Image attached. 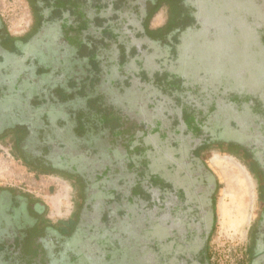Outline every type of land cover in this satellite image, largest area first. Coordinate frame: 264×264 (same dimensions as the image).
Segmentation results:
<instances>
[{
	"label": "rangeland",
	"instance_id": "374dc122",
	"mask_svg": "<svg viewBox=\"0 0 264 264\" xmlns=\"http://www.w3.org/2000/svg\"><path fill=\"white\" fill-rule=\"evenodd\" d=\"M65 1L69 2L68 8H72V12L59 9V0L50 1L57 8L55 15L63 13L64 20L53 18L54 12L50 13V10L54 7L50 6L45 15H50L55 24L36 32L34 37L27 40L29 43L26 41L30 47L19 49L20 53L14 56L15 59L8 56L11 52L0 60V73L8 75L7 80L0 82V95H9L8 99L0 100L1 113L23 109L30 111L29 107L32 106L35 113L33 119L39 121L43 110L48 109L53 114L49 105H56V108L69 113L73 111L77 117V124L74 122L73 127L87 133L85 140H93L102 133L106 134L102 139L118 140L121 145L128 140L143 141L145 149H148L146 161L149 168L164 175L175 168H171L175 161L180 169L196 167L193 164L186 167L184 162L192 151L200 147L194 133L199 132L197 128L204 121L206 130L202 132V137L226 133L236 125L234 133L239 134L238 140H242L245 146L255 147L259 151L258 156L264 157V0H177L182 6L180 15L184 18L175 22V26L181 35L186 36L178 54L175 56L173 53L170 59L164 57L158 48L147 45L143 31L136 30L138 16L142 12H150L152 3L146 4V0ZM81 5L84 11H94L98 16L93 13L83 17L81 14L84 12L78 9ZM168 17V8L164 6L155 14L150 27H163ZM0 18L12 38L20 42L26 40L25 36L35 24L26 0H0ZM69 22L70 32L87 41L86 48L82 51L79 49L77 55L72 53L59 31ZM179 33L168 37L167 41L174 40L170 50L179 43L176 38ZM126 39H136L133 41L137 47L135 55L124 42ZM0 54L3 55L1 51ZM122 59L123 70L118 65ZM48 64L58 70L57 78L54 77L56 80L50 76L53 71L47 69ZM169 72L180 76L182 86L179 81L169 77ZM18 76L32 80L34 84L24 86L17 80L21 84L18 86ZM53 81L60 82L64 87L54 86ZM180 87L181 92L173 91ZM52 94L55 98L50 99ZM234 98L238 104H235ZM25 111L24 114H28ZM12 113V120L9 114L1 115L0 119L12 126L16 124ZM193 123L197 128L191 127ZM187 126L194 129L193 134L186 133ZM112 131L117 134H111ZM144 131L148 135H143ZM5 140V145L0 143V187L23 193L44 206L47 220L52 223L68 220L75 212L78 201V192L73 184L59 175H42L27 170L13 156L10 137ZM176 142L179 144L177 147L174 145ZM150 145L154 147L150 148ZM119 150L122 154L126 152L122 146ZM84 152L81 151L86 157ZM121 153L110 154L109 160L100 156L94 158L97 163L92 162L93 157L78 161L86 165V169L110 164L115 170L104 187L105 192L110 194L113 188H118L125 198L120 210L118 204L108 197L109 194H103L105 198L102 196L93 201L90 198L93 209H86L85 217L89 222L92 217L102 219L104 215L108 219L105 212L110 214L109 210L112 209L114 215L108 221L111 224L117 220L120 222L117 223L120 228L118 238L124 255L108 257V264H156L149 230L156 217L155 210L151 209L156 195L160 194L148 186L159 183L160 178L148 176L149 171L144 170L145 164L141 166L143 161L140 154L137 157L139 168L131 170L137 174V182L133 183L134 176L128 174L130 171ZM178 153L180 156L176 155ZM200 158L215 176L217 185L216 223L209 243L211 263L238 264L244 258L248 259L245 254L251 244V230L262 212L260 186L264 176L256 175L250 166L252 155L246 156L242 152L235 154L227 147L221 149L211 145L200 152ZM170 176L173 177L172 174ZM95 191L91 189L89 193ZM133 192L142 200L135 206L128 204ZM109 202L112 203L107 205ZM158 214V222L163 223L165 212ZM104 225L101 221L97 222L96 228ZM87 232L90 230L87 229ZM95 234V238L92 241L87 238L82 247L84 252H89L91 261L84 257L79 264H102L97 262L101 261L99 254L105 255L108 236L99 230ZM112 234L116 238L117 231ZM115 238L111 240L113 247L116 246ZM31 258L32 264H46L49 261L44 254ZM253 259L252 264H264L261 257L255 256Z\"/></svg>",
	"mask_w": 264,
	"mask_h": 264
},
{
	"label": "flooded vegetation",
	"instance_id": "af4514ba",
	"mask_svg": "<svg viewBox=\"0 0 264 264\" xmlns=\"http://www.w3.org/2000/svg\"><path fill=\"white\" fill-rule=\"evenodd\" d=\"M34 30L35 24L33 30L25 36V41H14L13 39L15 38H12L3 24V27L0 28V36L10 37L11 40L17 44V49L15 54L8 55L10 53H7L9 52L7 48L3 45L0 46V51L3 53V55L0 54V60L7 57V55L13 58L20 53L19 49L23 50L28 46L30 47L28 41L30 38L34 37ZM149 45H152L154 49L158 48L154 43ZM181 45L182 43L177 44L174 52H171L170 58L173 57V53L175 56L178 54V49ZM234 102L235 104L239 103L235 98ZM8 113L3 114L0 111V116L8 115ZM7 126L8 123H5L1 118L0 137L2 138L0 139V143L3 145L7 143V140H3V134H5V131L8 129ZM201 126L202 129L198 132L197 138L195 139L197 140L198 146H200L197 147V158H194L192 151V154L186 159L190 162H186V160L184 162L186 167H188V164L191 166L192 164L195 165L196 167L194 169L192 167L190 170L186 168L180 169L177 161L171 166V168H175L172 169L170 174L166 175L160 172H154L153 169L148 168L149 174L159 176L160 178L159 183L148 186L151 187V189L154 188L155 192H159L160 194L159 196L156 195L154 207L151 209L155 210L156 217L153 226H151L149 230V237L150 240L152 239L154 248L151 250L152 253L156 255V264H212V259L209 257L211 255L209 243L215 230L216 223L215 199L217 185L215 176L206 167L203 159L200 158V152L202 150L210 148L211 145H215L217 148L221 149L227 147L236 154L242 152L243 155L246 156L252 155L253 159H251L252 157L250 158V166L253 168L256 175L260 174L262 177L264 176V157L260 158L258 156L259 151L256 150L255 147L252 148L249 145L245 146L242 144V140H238V138H240L239 134L234 133V130H237L235 129L236 125L233 130L223 133L224 135L222 133L218 135L213 134L215 136L210 138L202 137V132L206 130L205 121ZM186 133L189 135L192 134L187 131ZM111 141L112 140H107L106 143L107 147L111 148L110 152L109 150L102 151L101 148L87 149L85 145L81 144L69 146L67 152L72 154L75 152L78 154L83 150L87 155L91 153L93 160H96L94 158L98 159L99 156L109 160L108 157L110 154L112 156L115 154L119 155L121 153V150H119L120 146L124 148V143L121 145L118 140H114V142ZM174 145L175 147L179 146L177 142L174 143ZM153 147V145H150V148ZM11 151H14L13 143H11ZM81 154L83 158H85V154ZM176 155L180 156L179 153ZM23 157H26V155L22 154V158ZM254 157H256V159H254ZM83 158H81V160ZM17 160H20L26 166L27 170L30 171L24 159ZM79 160L80 159H76L72 161L70 165L76 166L78 176H83L85 175L84 173H87L88 168L86 169V165L83 163H78ZM97 162L98 161H95V163ZM101 165L102 166L99 165L100 168H97L100 171L105 170V166L110 168L108 175L111 180L110 174L114 175L115 169L113 170L110 164ZM136 167H138L137 164ZM162 170H164V168ZM163 172H165V170ZM171 174L173 177L170 176ZM57 175L66 178V176L69 175L68 169L59 168ZM68 180L78 192V201L75 212L68 220L64 221V225L52 223L47 220L46 208L38 202L32 201L27 195L11 190L10 188L0 187V264H26L32 256H43V254L45 256L53 255L58 258L57 260L51 259L50 264L51 261L52 264H79L84 257H87L91 261L88 256L89 252H84L82 247L88 241L87 238L89 241L95 238L93 235H96V230L106 234L108 236L107 242L109 243L108 245V243L105 242L107 244L105 246L106 250L104 251L105 255L99 254L101 256L99 260L101 261L97 263L102 262V264H108V257L113 258L115 256L121 257V255H124L122 253L124 252L123 249L120 248V239L118 238L120 228L117 223L120 224V222L117 220L111 224L110 221H108L110 217L114 215L112 209L109 210L110 214L105 212V214H108V219H105L104 215L102 219L92 217L90 220L91 222H89L85 217L86 209H93V206L89 203L90 198L92 201L95 200L94 196L90 197V190H96L92 193L93 195L96 194V192H104L106 191L104 187L110 180L101 184L100 188L91 185L88 187L87 191L85 185L81 182L76 184L74 180ZM260 187L262 212L258 218L259 220L251 230V244L247 249V256L253 261L255 256L264 259V182L261 183ZM144 191L147 192L148 190ZM143 193L145 194V192ZM117 194H120L121 198H115ZM108 197L113 200L112 202L118 204V209L120 210V206L122 207L121 203L124 202L123 200L125 199L121 191L118 188H113ZM130 197L131 196H129V198ZM103 198H105V196ZM129 198V205L134 204L135 206L142 201L137 195L134 196L132 201L129 200ZM168 198L171 200L168 201ZM112 202L107 203V205ZM162 211L165 212V219L163 223H159L158 213ZM120 214H122V212H120ZM100 221L105 225L101 228H96L97 222ZM87 229L90 230L89 233ZM114 231H117L116 238L115 235L112 234ZM113 237L115 238L117 248L116 246L113 247L111 244ZM108 247H111V249L108 250ZM103 257H105V259ZM92 263L95 264L94 262Z\"/></svg>",
	"mask_w": 264,
	"mask_h": 264
},
{
	"label": "trees",
	"instance_id": "16d2710c",
	"mask_svg": "<svg viewBox=\"0 0 264 264\" xmlns=\"http://www.w3.org/2000/svg\"><path fill=\"white\" fill-rule=\"evenodd\" d=\"M26 1L29 3V6L31 7V10H32L33 15H34V19H35V30L34 31H35V33L39 32V30H41L42 28H46V26L55 24L52 22V19L49 17L50 15L49 16L45 15V13L49 10L50 6L53 5V7L55 8V6H54L55 4L51 5V2H50V1L53 2L54 0H26ZM59 1H60L59 2L60 7H61L59 9H62V10L68 9L69 12H70V10H71V12L73 11L72 8H68L69 7L68 5H70L68 1H65V0H59ZM151 3H152V7H153L151 9V11L148 13L146 11H145V13L142 12L138 16V27L136 30H140V31L142 30L144 33V36L147 40L146 41L147 45L152 44V43L156 44L158 46V50L161 51L162 55H164V57H166L168 59L171 57L170 56L171 52H174V50L176 49L177 43L174 44L173 50H170V49H172V48H169L170 44L174 43V40L167 41V39L170 35H174L176 33H179V30L175 26L176 25L175 22H178L179 20H182L184 18V16L182 17V15H180V9H182V6L180 5V3H178L177 0H146V4L150 5ZM164 6H166L168 8V12H169V17L167 19L166 24L163 27H160L158 29H152L150 27L151 20L153 19L155 14ZM54 8L52 11L50 10V13L54 12L52 17L53 18L55 17V19L58 18V19L62 20L64 17L63 13H62V15H60L61 14L60 13L58 16H56L55 12H56L57 8H55V11H54ZM78 9H80L81 11L84 12L83 14H81L83 17H85V16L87 17L89 14H93V13L96 14V16H98L97 15L98 13H96L94 11H90V12L84 11V9L82 8V5L79 6ZM60 12H61V10H60ZM66 22H68V21H66ZM68 26L71 27L70 22L66 26L59 28L60 35H62V37H64V39L67 41V44L72 49V53H75L77 55V54H79L78 53L79 49H81L80 51H82L84 49V47L86 48L87 41L84 40L82 37H79L77 35H73L74 33L70 32V28ZM2 27H3V23L1 22V18H0V28H2ZM89 27H90L89 31H91V26H89ZM74 29L75 28H73L72 31H74ZM184 30H183V32L186 31V30L185 31ZM183 35L184 34L181 35L179 33L178 36L176 37L177 40L179 41V43H181L183 41V38L186 36V35L185 36H183ZM8 38H7V36L6 37L0 36V46L3 45L5 48H7V50L9 51L7 53L12 52V54L13 53L15 54L16 53L15 51L17 49V46H16L17 44H15L14 41L16 39H13L14 40L13 41V40H11L10 37H8ZM170 39H174V37H170ZM117 40H119V39H117ZM134 40H136V39H134ZM16 41H18V40H16ZM133 41H131L130 39L129 40L126 39V41H124V42L130 47V49L133 51V53L135 55V53H137V50L135 48H137V47H135V45H133ZM122 54H123V51H122ZM120 55L121 54H119V58H120ZM129 55L133 56L132 53H130ZM129 55H128V57H129ZM13 58L15 59V57H13ZM137 59H138V57L135 56V60H137ZM98 60L100 61V64H101L100 58ZM118 63H119L118 64L119 69L123 70L122 68L125 67L123 65L124 60L122 62L119 61ZM51 66H52V64L47 65V69L48 70L51 69V72L53 71L52 72L53 74H51L50 76L53 78L54 77L57 78L58 70H56L55 68L53 69ZM140 71L145 73L144 70H140ZM159 73H160V71H159ZM168 74L170 75L169 76L170 78L179 81L180 85L182 86V82H180V76L179 75H177L173 72H169ZM7 77H8V75L0 73V82L4 81L5 79L7 80ZM18 77L19 78H16V84L18 86H21L20 83L19 84L17 83L18 81L23 83L22 85H24V84L25 85L26 84L33 85L34 84V82L32 80L20 78V76H18ZM56 78H54V79L56 80ZM127 80H129V79H127ZM66 81H67V79H66ZM71 81H72V78H71ZM74 81H76V80H74ZM51 83H55L54 86L60 85L61 87H64V85H62L60 82L58 83V81H53ZM49 86H51V85L49 84ZM0 88H2V85ZM36 89H38V87ZM63 89H67V88H63ZM68 89H70V88H68ZM175 89L173 90L174 92H177V91L181 92L182 87H180L179 89L177 88L178 90L177 89L175 90ZM8 97H9L8 94H5V93L2 94L1 93L0 100L3 98L8 99ZM51 98H55V95L52 94V96H50V99ZM24 99L25 98L23 97V99H22L23 102H24ZM23 104H25V102ZM59 106L61 107V105H59ZM48 107H49V109H53V111H52L53 114H50V111L48 109L43 110L44 114L39 119V121H35V119H33L35 117L34 116L35 113L33 112L32 106L29 107L30 111H25V109H23V110H15L14 111L15 114L13 111H12L13 113L12 112L8 113L9 116L8 115L7 116L9 118L11 117L10 113H12V117H13V119H15L16 124H14L12 126L8 124V126H7L8 129L5 131V134H3V136H4L3 140L10 137L11 143H13V150H14L12 152L13 156L16 159H24V161L27 164V166L29 167L30 171L36 172L37 174L57 175L59 168H66V169H68V174H69L66 176V178L70 179V180H74L76 182V184H79V182H81L83 185H85L86 191L88 190V187L91 185L93 187L95 186L97 188H100L101 184H104L110 180V178L108 176L110 168L105 166L106 167L105 170L100 171L97 168L90 167L88 169L87 173H84L85 175L78 176V174H77L78 170H77L76 166H73V165L71 166L70 163L76 159L83 158V156L81 153H78L75 155V154H72L70 152H67V148L69 146H75V144H81V145H85L87 149L88 148L89 149L101 148L102 151L103 150L104 151L109 150V152H110L111 148L107 147V144H106L107 140H104L106 137V134L99 133L98 136H95V138H93V140H85V136H87V133L85 131H78L73 127L74 122H75V125L77 124V120H76L77 117L75 116L73 111H71V113H69V111H64L62 108H60V109L56 108V105H55V107H54V105H49ZM24 111H25V113H28V114H24ZM58 114H59V117H58ZM191 127L197 128V127H195L194 123L191 125ZM201 129H202V126L197 128L198 131H200ZM186 131L191 132L193 134L192 131H194V129H191V128H189V126H187ZM111 134L115 135V134H117V132L112 131ZM146 134L148 135L147 132H145L143 135H146ZM194 134L196 135V134H198V132L194 133ZM1 138L2 137H0V139ZM102 138H104V139H102ZM79 139H81V140H79ZM111 142H114V140H112ZM144 145H145V143L143 141L141 142L139 140H128V142H126V144L124 143V149L126 152L123 154L121 153L124 161L127 163V169L130 171L128 174L129 175L132 174L134 176V177H132L133 183L137 182L136 181L137 174H136V172H131V170L133 168H136V164L138 165L137 168H139L140 161L137 159V157L140 154L142 156V161H143V162H141V166H142V164L143 165L145 164L144 170L146 172H148L149 164L146 161L148 149H145ZM197 150L198 149L196 148V150L193 151L194 152L193 153L194 158H197L196 157ZM22 154L26 155V157L22 158ZM91 156H92V154L89 153L85 158H89ZM95 161L96 160L92 159V162H95ZM100 166H102V165H100ZM148 176H150L153 179L154 178L158 179V177H159V176H153V175L149 174V172H148ZM145 184L146 183L143 184V187L145 186ZM151 185H156V184H151ZM144 190H146V189H144ZM105 193H106L105 191L104 192L100 191V193H96L94 195L91 194L90 197L94 196V199H98L100 197L102 198L103 194L105 195ZM100 194H102V195H100ZM108 194L109 193H107L106 196ZM120 196H121L120 194H117L115 196V198L120 197ZM133 199H134V192L132 193L129 200L132 201ZM60 224L64 225L65 223L61 222ZM33 257H35V256H33ZM48 257L49 258L47 260H49V261H48V263L46 262V264H50L51 259L57 260L56 257H54L53 255H50ZM209 257L212 259L211 255ZM245 257L248 258L247 254H245ZM31 262H33V258H29V260L26 264H32ZM252 262H253V260H251V258H248L247 260L244 258V260L238 262V264H252ZM34 264H36V262ZM51 264H52V261H51Z\"/></svg>",
	"mask_w": 264,
	"mask_h": 264
}]
</instances>
